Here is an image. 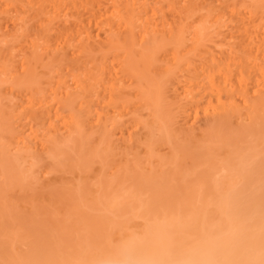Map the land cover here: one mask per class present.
<instances>
[{"label":"bare ground","instance_id":"6f19581e","mask_svg":"<svg viewBox=\"0 0 264 264\" xmlns=\"http://www.w3.org/2000/svg\"><path fill=\"white\" fill-rule=\"evenodd\" d=\"M263 14H264V0H0V46L3 48L6 45L7 47V48H4V50L6 49L4 53H2L3 52L1 50L2 48L0 49V58H1V61H0V170H2V172L1 171L0 172H1L2 178H4L3 179L4 181H1L2 184L4 185L6 184L7 189L8 187H11V186L12 188H14L15 186L14 184H16L15 182L17 181L16 180L17 176H19L18 179H20V177H23V175L21 174V173H24L23 169L25 171L24 176L28 175L29 172L35 174L36 172L40 173L41 171L43 174V176L41 177L42 178L41 180L44 181L45 178H47L44 175H46L49 171H51V169L55 168L54 164H51L50 162L59 163V161L62 160L61 159L62 156H64L62 152L64 148L68 147L69 145H72V142H74V145L77 144V142H79L80 139H82L85 136L84 138H87V140L89 139L88 143L90 142L92 144L90 146L89 151L91 150L92 152H94L93 154L90 151L91 153L89 152L90 153L89 155L91 156V154H93L91 156L92 158H94L96 155L95 159H93L94 163L98 161L96 158L103 159V160L99 159V162H97V165L99 164V168L96 169V173H99L98 174L99 176L104 174L106 176L104 177L105 179L108 180V183L110 182L112 183L109 185L107 183V185L102 187L104 190L102 189L101 196L103 197V194L106 193L104 195L106 197H103V199L106 200V198L108 197L107 200L110 201L112 199L113 201H115L114 203H117L118 201L120 202L119 199L121 198H123L121 200H125V202L126 200L130 202L131 200L129 201V199H132V201L134 202L137 200V204L139 202L138 204L139 207L136 206V211H137V208L141 209L142 207L141 209L142 214L144 211H146V214H148L147 210H149L150 212V209L145 210L146 206H148L151 202L153 203L154 200L156 201L157 199L159 200L161 195L163 196L164 192L161 195L159 194L160 197H158V195L155 194L158 198L153 199L155 197L152 198V193H156L155 190L157 188V187L155 188L154 186L159 181H153L154 183L156 182L155 184H152L153 189L151 185L147 184V187H149L153 191L152 193H150V196L149 194L148 195L145 194L147 193V191L144 192L145 194L144 196H148L149 198L144 197L146 201L144 200L143 201L144 203L142 204V201L140 200L143 197V193L141 194L137 193V189H136L135 192L138 195L135 194V192L133 191L134 188H131L133 190L131 189L126 190V188H124L126 185L122 181L125 179L120 180L122 181L123 184L119 181V179L124 177V176L120 177L122 173L123 175L124 173H127V171L125 172V170L122 169V168H125L123 164L126 163V161H128L127 164H130V161H132L133 163L132 159H134V164L131 163L130 164L131 166V165H135L136 162L139 163L138 161L135 162V160L138 157H139V160L143 158L146 159L148 157L146 160L148 161L149 158L156 157L155 156L156 153H157L156 158H158V156L162 157V156H165V154H169V156H165V157L166 158L170 157L172 161L166 159L165 157H164L165 158V161H164L163 160L164 158L162 157L163 158L162 159L160 157L158 161L161 160V162L159 163L160 164L163 163L165 165L167 164L166 166L168 168H171V166L173 167V165H170V164L172 162L175 163L174 162L175 160L176 163L178 162L177 164L175 163V165L177 166V169L181 170L180 168L183 167L182 168L184 169L182 170L183 173L180 172L179 170H178V173L177 171L176 173H173V171H171L173 170V168L169 169V172H171L173 176L174 174L181 173L182 176L185 175L184 177H187V175L190 174L189 172H191L192 169L195 168L194 164L196 163H197L198 172L202 171L200 170L201 164L204 165L205 163L209 165V168L212 165L211 172L213 171L214 173L212 174L215 177L216 175L218 176L216 177L217 178L216 180L214 179V177H213L214 180L210 179L211 182L213 181L212 183L214 184L210 185L211 184L210 181H209L210 182L209 184L208 180L203 179V182H202L200 179V183L199 181L197 182L200 184L198 185L196 183L197 181L196 180L197 177H196L195 178L196 181L194 180L195 183L193 182V184H189L191 186L193 185L192 186L193 188L188 187V188H191L192 191L188 189L189 192L188 194L186 193L185 196H183L182 195L183 193H181L182 195L181 197L183 198L181 199L183 201L180 199V197H178L180 200L173 198L175 200H179V202L182 201L183 205H190V207L194 209L191 210V208H189L191 211H189L188 214H185L182 219L177 216L178 213L180 212L179 211L178 213H176L177 214L176 216L170 215L171 217L167 219L168 220L167 224L165 223L163 227H161V225L159 224V228L157 229L156 227V230L154 231L155 235H152V236H155L154 240L156 239V242L154 243L153 241H151L152 237L149 238V243L153 246L149 245L148 243L147 244L149 246H147L146 243L144 244L142 243L141 246L142 245H146V246L141 247L140 242H138L140 240H138L139 238H137L138 241L136 242L131 241L132 239L131 240L128 239L130 240L129 242L124 243L123 245L117 248V250L115 251L116 254L114 253L115 255L114 254L112 255V252H113L112 250L108 253L104 250L106 253L102 254V252H99L97 250L89 249L90 254L88 258L91 259L89 263L90 264H264V208L262 209L263 212L261 213L259 211L257 212L255 209V211L254 210L252 211L253 214L250 213L249 215L244 214L245 212L240 210L241 211L240 214L239 212L238 213L235 212V215H236L235 216L234 214L231 215L230 212H228L229 210H227V212H224L223 210H221L222 207L220 208L219 205L217 207L215 206V204H219V202L222 203L220 204V206L223 205V203L224 205H227L228 203L231 204L232 202L234 204L235 200H237L236 203H238V201L240 200L242 202V200L244 199V197H242L243 191H241L240 187L238 188L237 186V184L241 180L238 183H236L235 181V184L228 182L230 184H227L226 186L230 187L231 184L233 185L231 186L232 188L230 187V189H227V187L225 186L227 182L224 179L226 176L224 177V175L227 174V172L231 176V177L229 176L230 178L234 176L232 174H235V176L238 175L234 171L241 169L240 167L243 165V163H244V166L246 163L245 160L242 161L243 159H241L246 154L244 152L245 150L241 152L243 149H246L245 147L240 148L242 149L240 152H239L240 149L238 150L239 153L241 154L245 153V154H243L242 157H240L241 156L240 154L239 155L236 154L237 155L236 157L233 155L234 157H232V159L234 158L233 160H236V159L238 160L234 161L235 162L234 163L233 160L230 159L229 162L231 161L232 162L229 165L228 161H227L228 163L225 162L227 159L222 157L223 159H225V161L224 163L223 161H221L223 159L219 156L220 149L218 150L219 147H216V146H221L220 145L221 140L222 142H224L225 137H226L225 141H228L232 138L230 141L233 140L235 142V139H233L234 137L231 136L234 132H236L234 135L237 136L235 138H237V140L238 139L240 140V141L238 140L239 143H241L242 141L244 142V139H247L245 137L249 136V132L250 134H253L251 132L252 127H250L249 129L250 131L246 132L245 134L247 135L243 138V136H241L240 133H242V131L244 133V130H242V128L243 129L245 128L244 126L240 128L238 126L239 122H240V126H242L241 124L242 122L245 126L247 124L248 127L251 126L253 123L255 124L254 125L255 129L257 126H258L257 128L259 129V127L262 126L261 125L262 122H264V16ZM3 25H5L4 29H3L4 27ZM180 119H182L181 122L184 120L183 123L179 121ZM188 119H190L191 122L188 123L187 125L186 121ZM232 119H236L238 122L237 123L238 125L236 124L235 120H234L235 122L234 124V122H232L233 121ZM257 120H260V121H257ZM185 123L186 125L184 126ZM230 124L232 125L234 124L235 126L233 127L235 128L238 126L237 127L238 131H236L235 128L234 130L233 127H231V130H230L229 128ZM254 131L256 132V130ZM225 133H226V136H225ZM256 133H259V132H256ZM227 134H229V138ZM238 135L240 136V138H238L239 137ZM263 137H264V134H263ZM263 137L261 136L260 138L259 136L260 139L264 140ZM181 138L185 139V142H183L182 145H180L181 143L180 140H182ZM68 140H71L70 141L71 144L70 143L68 144L69 142ZM262 140H260L259 142L257 141L258 143L255 144L254 146L258 145L257 147L260 148L259 146H262V144H264V141ZM186 141H187V144H186ZM233 141L232 143L234 144ZM189 142L195 143V144L193 145ZM93 143H95V145ZM253 143L254 141L251 144ZM116 144L122 145L121 147L123 148V150L122 148H119L120 146L118 147ZM227 144H226V147H227ZM233 144H231L232 147H233ZM237 144L238 143H236V145ZM244 144H247V143H244ZM236 145L234 144L235 147ZM93 146L95 147L93 148ZM115 146H117L119 150ZM183 146L186 148H184ZM69 147L71 149V147H74V146L72 145ZM85 147H88V144H86ZM166 147L168 148V150ZM215 147H216V150H215ZM226 147L225 145L221 146V149L222 148L226 149ZM249 147L250 146H248V148ZM164 148L166 149L162 150ZM183 148L186 150L184 151ZM116 149L119 152L122 150L120 152V155L118 154V156L117 154H115ZM72 150H70V152L73 153ZM79 150L80 149H78L77 151ZM261 150L262 149H259V151L256 150L257 155L254 154V156L255 155L258 156V154H260L259 152H261L262 153L261 157H264L263 155L264 151H261ZM200 151L202 155L200 154ZM83 152H84V148H83ZM178 152L180 153V156ZM188 152H191V153H188ZM80 153H82V150ZM99 153L102 154L103 156H100ZM158 153H160L161 155L160 154L158 155ZM175 153L178 154V155H175L179 157L178 161L177 159L173 158ZM97 154L99 155L97 156ZM139 154H142L143 157L142 155L138 156ZM217 154L220 158H218ZM112 155H116L117 157L116 156L114 157ZM129 155L131 156V158L129 157ZM181 155H184L185 157ZM205 155L208 157V158L206 157L207 160L210 159L209 162L211 165L209 164V162H207V160H206L207 163L201 161L204 159ZM107 156H112L114 158L112 159V157H110L111 158L110 159L109 157L107 158ZM124 156L126 158H124V161L122 160V163L120 162L121 159H119V161L117 160L118 157L122 158ZM67 157L68 155L66 156V153H65L64 158L65 159L70 158V157L68 158ZM128 158L129 160H127ZM156 158L150 159L151 162L153 160H156ZM199 158L200 159L202 158V159L200 160ZM76 160L78 161V159ZM109 160L111 161L109 162ZM112 160H114L115 162ZM143 160H141L142 162L139 163L140 165L137 164L135 168L139 169V166H141V163L143 164ZM150 160L149 162H147V165L143 164L141 166L142 168L140 167L141 170L144 168H147V166H149V169L157 166L158 164L157 160H156L157 161L156 163H154L155 161L151 163ZM187 160L193 163V164L191 163V166L189 165L190 171L184 168V166L188 164ZM88 161L89 160H87V162ZM90 161H92V159ZM90 161L89 163L91 165ZM168 161H171V163L169 162L170 164H168ZM183 161H185L186 163ZM198 161L203 162V163H200L199 165ZM72 162L74 161L72 160ZM181 162L183 164H181ZM25 163L28 164L29 168L22 167V165ZM48 164L51 166L53 165L52 168L48 166V168L50 169V170L48 169L49 171H47ZM83 164H86V165H82L83 168L85 167L88 168L89 164L88 165L87 163H83ZM192 165H194V168L191 169V167H193ZM55 166H58V164H56ZM143 166L145 167L143 168ZM166 166L163 165L162 167L164 168ZM244 166H242V168H244ZM58 167L62 168V166H58ZM58 167L56 168V170L59 169ZM69 167L71 168V166ZM97 167L95 166V168ZM133 167L134 166H131L130 168H133ZM158 167H159V170L162 169V167L160 169V165ZM135 168L131 169L132 171L130 172L138 173L139 170H135ZM25 169H27V171ZM45 169H46V172H45ZM126 169H128V167ZM153 169L154 168H152L151 171ZM201 169L203 168L201 167ZM204 169L202 171V174L204 171H205L204 173H207L206 169L205 170ZM53 170L51 172H55V174H57L56 171H53ZM77 170H78V167H77ZM58 171L59 170H57V172ZM161 171L163 172L164 169H162ZM194 171L195 169L193 170V172ZM239 171H237V173ZM211 172H208L207 174L209 175V177L211 175V178H212L213 175L211 174ZM39 173H36L35 175L37 176L38 174V177H39L40 175ZM220 173L223 176L219 175ZM34 174H32V176ZM66 175H69V173ZM193 175L195 176L196 174H192V173L190 174L191 177ZM208 175L206 176V178L208 177ZM32 176L30 175L28 177L32 178ZM166 176H168L167 173H166ZM222 177L224 178L222 179ZM69 178L67 177L68 180ZM218 178H219V183L220 181L224 180L225 184L223 185L222 184L223 182H221L220 184L217 183ZM21 180L22 178L20 179V181ZM33 180H34V176H33ZM46 180L48 181V179ZM71 180L73 179L71 178ZM97 180L101 181L100 179H97ZM231 180L232 179L228 181H231ZM75 181L77 182V180ZM118 181L122 185H125L123 186V189L120 187L121 184L118 183ZM150 181L147 180L146 182L149 183ZM184 181H182V183ZM175 182L173 184H175ZM204 182L207 186L208 184L212 186V190L216 192L215 194L214 192L212 194V196L213 195L217 196V198L216 196H214L216 199H218L216 200V202H215V198H213L212 196L210 197L209 195L208 197L207 193L210 194L209 192L210 190L206 192L207 196L205 195V191L203 189L204 187L206 188V186L203 185ZM97 183L98 181L96 182V184ZM113 183H116L118 185L120 184V185L118 186L115 184L114 186ZM2 184L0 183V185ZM96 184H94L93 186H95ZM221 184L226 187V188L223 187L222 189L223 193L221 191V188H219V187H222L220 186ZM32 185L33 184H31V186ZM72 185H74V182ZM111 185L114 187L113 190L116 191L115 193L114 191H111L113 193V196H111L112 198L109 197L110 195L108 196V192L105 191V190H108V188L111 189L112 187ZM132 186H134V184L133 185L131 184V187ZM168 186H170L169 182H168L167 188ZM184 186L186 187V185ZM215 186L216 187L219 186V187L216 188ZM67 187H66V190H67ZM78 187L81 188V186H78ZM91 187L92 186H90V188ZM159 187L160 186H158V189ZM163 187H165V184ZM116 188L119 191L122 190V192L117 191ZM207 188L205 190H208ZM8 190L12 191L11 189H8ZM58 190L60 189L58 188ZM74 190L76 192L77 188ZM86 190L88 191V189ZM161 190L162 189H160V191ZM254 190H258V189L254 188ZM156 191H159V190H156ZM160 191L158 193H160ZM220 191L222 193L221 195H220ZM225 191L228 193H226ZM248 191L250 192L251 189ZM53 192H55V190ZM148 192H150V190ZM254 192L255 191H253L252 189V191L249 194H246L245 200L248 201L250 196L252 195L254 198L251 197L250 200L254 201L255 199H257L256 195H254L257 191L255 193ZM77 193H80V192H77ZM43 194L45 193L43 192ZM239 194L240 195L242 194V195L240 196ZM94 196L95 195H93V197ZM97 196L99 197L100 195H97ZM76 197L81 198L80 195ZM102 197H100V199H102ZM168 197L166 196L165 198H168ZM172 197L173 196H171V198ZM95 198L93 199V201L95 200ZM150 198H152L153 201L147 202V199H150ZM53 199L55 198L53 197ZM82 199L83 198H81V200ZM92 199H91V202L93 203ZM184 199L186 201H184ZM105 200H102V201H105ZM163 200H165L164 202H169V200L166 201V199L164 198ZM57 202H55V204H57ZM101 202H99V204H101ZM145 202H147L148 204L146 205ZM2 203L3 202H1V204ZM87 203L88 202H86V204ZM109 203L110 202H108V204ZM112 203L111 205L113 206L114 203L113 204ZM123 203H119L120 206H122ZM151 204L148 207L149 208L151 207V210H152L153 209L152 205L154 204L152 205ZM210 204H212L215 208H209ZM230 204H228L229 205L228 208H230ZM89 205H83V206L86 207ZM124 205L126 204L124 203ZM102 206L101 208H98V207L97 208L102 210ZM129 206L130 205H128V207ZM132 206L134 208L135 205H132ZM161 206L159 205L158 207L162 208ZM90 207L92 206L90 205ZM116 207L117 206H115L114 210L117 209ZM218 207L220 208V210ZM159 208L157 209L160 210ZM170 208L171 207H169V209ZM206 208H209V209H206ZM228 208L226 207V209ZM10 209L11 208L9 206V210ZM66 209L68 211L67 206H66ZM83 209L85 210V208ZM107 209L108 208H106L105 211H109V209L108 210ZM111 209H113V207H111ZM111 209L108 214H111L110 212H112L111 214V217H112V215L114 214V211H112ZM119 209L121 210V208ZM157 209L154 212L155 213L154 215L156 216H153V217L159 218L160 217L159 215L161 214L163 215L161 216V218L165 217L166 219L168 217L166 216V213H164L168 211L167 209H165L166 211L162 210V212L163 211L164 212L161 214L158 212ZM173 210L174 208L171 211ZM55 211L57 212L56 209ZM73 211L74 210H72L71 212ZM153 211H151L149 215L152 216ZM181 211H183L182 208H181ZM204 211L205 213L207 211H209V213L213 212L214 216L211 215V217L213 216V218L210 217V214H208L209 217L207 216L208 217L207 218L205 216ZM56 212H54L53 214H55ZM80 212L81 211H79V213ZM132 212L134 213L135 211H132ZM41 213L43 214V211ZM9 214L11 213L9 212ZM53 214L51 216H53ZM86 214L87 216L90 215L88 213ZM142 214L141 216L139 214L138 215L136 214L137 217L135 216H131V217H135L138 219L139 218L143 219L147 217L148 220L150 219L149 215H146L145 212L143 215ZM180 214L182 215L184 213L180 212ZM46 215H47V212H46ZM70 217L73 218L74 215ZM95 217L96 216H93V218ZM120 217L122 218V216ZM120 217L118 218L121 219ZM12 218H13V215H12ZM23 218L24 217H22L21 219ZM106 218L108 219V217ZM38 219L39 218H37V220ZM123 219L127 220L126 218H123ZM3 220L4 219H2V221ZM15 220L17 221L19 219L15 218ZM43 220L44 219L42 218V221ZM96 220L98 221L99 219H96ZM114 220L116 219L114 218ZM128 220H131V218ZM134 220H135V222L133 221L134 225H136L135 224L136 219ZM8 221L10 222L9 219ZM23 221L21 220L20 226ZM49 222L51 221L49 220ZM88 222H86V224H88ZM119 222H116V223H119ZM122 222L125 223L124 220ZM126 222L127 224L130 223V222L128 223V221ZM159 222H157V225ZM29 223L31 222L29 221ZM100 223L101 222L99 221L98 224ZM5 224H8V223H5ZM61 225H64V224H61ZM52 226H54V224H52ZM81 226L83 227L84 224ZM90 226L91 225L89 224V227ZM9 227H12V226H9ZM45 227L46 226H44V228ZM113 227H109V228H113ZM130 227L128 228L129 230H130ZM33 228L30 227L29 231H31V229ZM78 228H80V226ZM115 228H118V225ZM137 228H138V224H137ZM85 229L87 228L85 227ZM102 229H104V227ZM132 229L134 230L136 228H132ZM11 230L12 232L15 231L13 229ZM150 230L151 228L149 229V231ZM16 231H20V229ZM112 231H114V229ZM38 232H40V230ZM14 233L17 234V232H14ZM14 233L12 234L14 235ZM151 233L149 232V234ZM44 234H45V231H44ZM65 234H67V232ZM111 234L109 233V235ZM122 234L124 233L122 232ZM144 234L146 233L144 232ZM18 235L19 234H17L16 236L18 237ZM24 235L22 234V236ZM100 235H101V232H100ZM25 237L27 236L25 235ZM25 237H22V239H26ZM86 237H85V241H86ZM0 238H5V237H0ZM68 238L69 237H67V239ZM71 238L68 239V242H71V241L73 242L72 240L73 238L72 239ZM22 239L21 240L19 239L21 243H22ZM29 239H32V238L30 237ZM57 239H56V242H57ZM108 239L110 242L111 238H108ZM119 239L121 240L122 238L119 237ZM13 240L11 239L10 241L13 242ZM19 240H15V241H17L18 243ZM34 240L32 241L26 240V243L30 242V245H32L31 242H33ZM117 240H115V243H117L116 242ZM8 241H9V238H8ZM15 241L14 243H16ZM104 241L106 240H103V242ZM145 241H148V240H145ZM158 241L161 242V244ZM87 243H88V239H87ZM120 243H122V241ZM5 244H6V241L4 245L3 243L2 245L4 247L7 246L8 248V245H5ZM57 245H59V242L57 243ZM68 245H70V243H68ZM88 245H90V243ZM108 245L110 244L108 243L107 247ZM12 246L11 248L13 249L14 246L13 247ZM76 247H79V246H76ZM0 248H2V246ZM30 248L32 247L26 248V251L27 249H30ZM91 248L93 247L91 246ZM112 248H113V244H112ZM57 249H59V247H57ZM12 251L14 252V249ZM12 251L10 252L11 254H12ZM3 252H0V253H3ZM85 252L89 253L87 249L85 250ZM85 252L83 254L84 258L86 254ZM17 253L20 254V251L19 252L17 251L16 254ZM38 253H40L39 249H38ZM47 253L49 254V252ZM37 254L35 253L34 255L33 254L32 255L35 256ZM40 254H44V253H40ZM71 255L70 256L66 255V258L67 256L71 257ZM80 255H78V258L80 257ZM16 256L18 257V254ZM17 257L16 259L19 260L18 258L20 257L18 258ZM22 258L23 257H21V259ZM49 259L51 258L49 257ZM76 260L78 259L76 258ZM30 261L31 260H29V262ZM37 261L35 260L33 263L35 262L38 263ZM51 261L49 262L52 263ZM70 261L72 262V259H69V264L71 263ZM46 262L45 263L48 264V261ZM63 262L68 264V261L67 262L63 261ZM11 264L13 263L11 262ZM16 264H19V263H16ZM30 264H32V262ZM53 264L55 263L53 262Z\"/></svg>","mask_w":264,"mask_h":264},{"label":"rangeland","instance_id":"374dc122","mask_svg":"<svg viewBox=\"0 0 264 264\" xmlns=\"http://www.w3.org/2000/svg\"><path fill=\"white\" fill-rule=\"evenodd\" d=\"M263 16H264V14H263ZM5 24V23H4ZM4 27H3V29L5 28V25H3ZM2 29V30H3ZM4 46V45H3ZM2 47L0 46V49H1ZM4 48H7L6 47V45H5V47H3L1 50L3 51L2 53H4V51L6 50H4ZM8 48H10V47H8ZM0 61H1V58H0ZM2 102H3V100H2ZM4 106V105H3ZM181 120L182 119H180L179 121L181 122ZM233 121L232 122H234V120L236 121V124L238 123L237 122V120L236 119H232ZM184 121V120H183ZM183 121L181 122V123H183ZM257 121H260V120H257ZM191 122V120L190 119H188L187 121H186V123H187V125H188V123H190ZM232 122H230V123H232ZM256 122V121H255ZM186 123L184 124V126L186 125ZM229 123V122H228ZM234 124H235V122H234ZM232 125V124H230V130H231V127H233V126H235V125ZM239 124V125H238ZM237 125L240 127V128H242L243 126H244V128L245 129H243L242 128V130H244V133H243V131H242V133L243 134H245L246 132H249L250 130V127H252L251 128V132L253 133V134H250V132H249V136H247V137H245L247 134H245V135H243L242 133H240V135L241 136H243V138L245 137V138H247V139H244V142L242 141V139H241V143H239V141L237 140V138H235V137H237V136H235L234 134L236 133V132H234L231 136H233L234 138L233 139H235V142H234V144L236 145V143H238L237 145H236V147L234 146V144L232 143V141H230V140H228V141H225V139H226V137H225V139H224V142H222V140H221V143H220V145L221 146H224L225 145V147H226V144H227V147H226V149L225 148H222L221 149V146H216V147H219L218 148V150H219V152H220V154H219V156L222 158H225V159H227L226 161H225V159H223V160H221V161H223V163H224V161L225 162H229V160L231 159V160H233L232 159V157H236L237 155H241L240 157H242L243 156V154H245V156L243 157V158H241V159H243L242 161H244L245 160V166H244V163H243V165L242 166H244V168H242V166L240 167L241 169H238V170H236V171H234V172H236V174H238V175H236L235 176V174H232V173H230V174H232V175H234L232 178H230L231 176L229 175V173L227 172V174H225L224 175V177H222V179L224 178L225 179V181L227 182L226 184H225V181L223 180V181H220V183L221 182H223L222 184L224 185L225 184V186L227 185V184H230V183H228V182H231V183H234L235 184V181H236V183H238L240 180V182L237 184V186H238V188L240 187V190L241 191H243V196L242 197H244V202H243V200H242V202H241V200L240 201H238V203H236V201L237 200H235V202H234V204H233V202L230 204V203H228V204H230V208H228L229 207V205L227 204V205H224V203H223V205H221L220 206V204H222V203H220L219 201H217V202H219V204H215V202H216V200H218V199H216L217 198V196L216 195H213L212 196V194H213V192H214V190H212V186H210V185H213L214 183H212L211 182V180L210 179H213V177H214V179L216 180L217 178L216 177H218L217 175H216V177L213 175L214 173H213V171L211 172V170H212V165L210 164V162H209V160H207V156L205 155V157H204V159L203 160H201L200 158V160L201 161H203V162H206V160H207V162H209V164L211 165V169L209 168V165H207V164H205L204 163V165L203 164H201V167L204 169L205 167V169H206V171H207V173L208 172H211V174L213 175L212 176V178H211V175H210V177H209V175L207 174V173H204L203 172V174H202V171H203V169H201V167H200V170H202V171H197V163L196 164H194L195 165V168H194V165H192L193 167H191V169L192 168H194L195 169V171L193 172V170L194 169H192V171L191 172H189L190 174L192 173V174H196L195 176L193 175L192 177L190 176V174L189 175H187V177H184V176H182V174L181 173H179V174H174V176L171 174V172H169V169H172L173 168V170H171V171H173V173H176V171H177V173H178V170L179 169H177V166L175 165V163H176V161L174 160V159H177V161H178V156H175V155H178V154H174V156L175 157H177V158H175L174 156H173V160H174V162L175 163H171V159H170V157L168 158H166L165 156H169V154H165V156H162L163 158L165 157L166 159H168V160H171V161H168V164H170V165H173V167L171 166V168H168L165 164H163L164 166H166V167H162L163 165L162 164H160L159 162H161V160L160 161H158L159 159H160V157L161 156H158V158H156L157 157V153H156V157H153V158H156V160L158 161V164H157V166H155L154 164V166L155 167H157V168H155V167H152V168H154L152 171H151V169H149V166H147V168H144L145 166H143V168L144 169H142L141 170V166L144 164H146L147 165V162H149V160L150 159H153V158H149L148 159V161H146L147 160V155H146V159L145 158H143V159H141V160H143V164L141 163V166H139V169L138 168H135L136 167V165L137 164H139L140 162H142L141 160H139V157L136 159V157H135V162L136 161H138L139 163H135V165H131V166H134L133 168H130L131 166H130V164L132 163V161H130V164H127V162L128 161H126V163H124L123 164V166H125V168H122V169H124L125 170V172L127 171V173H124V175H123V173H122V175L120 176V174H119V176L120 177H122V176H124V177H122L121 179H119V181L120 180H122V179H125V180H122L123 181V183L126 185H122L123 183H122V181H118V183H120L119 185H120V187L123 189V186H125L124 188H126V190L127 189H131V188H134V190L133 189H131V190H133L134 192L136 191V189H137V193H143V199L141 198V200L140 201H142V204L144 203L143 201L145 200V198L144 197H147V198H149L148 196H144L145 194H149V196H150V193H152V191L153 190H151L149 187H147V184H149V185H151V187H152V184H155L153 181H159L158 183H156V185L154 186L155 188H156V190H159L160 191V189H162L161 191H160V193H158L159 191H156L155 190V188H154V190H155V192L156 193H152V198L153 197H155V198H153V199H157L158 197H160V195L164 192H166L165 194H167V195H165L164 193H163V196L161 195V197L159 198V200L157 199V201L156 200H154V201H156V202H154L153 200H152V198H150V199H147V202L149 201V202H151V201H153V203L152 204H154V205H152L151 203V205H152V210H151V207L149 208L148 206L150 205H148V206H146V209L145 210H147V209H150V212L151 211H153V215L151 216V215H149L150 214V212H149V210H147V213L148 214H146V211H144L145 212V214L146 215H149V218L151 219H149L148 220V218L147 217H145V218H135V217H137V215L139 214L140 216H141V214H142V212H141V209H142V207H141V209L140 208H137V211H136V206H138L139 207V202H138V204H137V200L134 202V201H132V199H129V201L130 202H128L127 200H126V202H125V200H121V199H123V198H121V199H119L120 200V202L119 203H125L126 205H124V203L122 204V206H120V204L118 203H114L115 201H113L112 199V201H113V203L115 204V206H117L116 208V210H114V208H115V206H114V204L112 203V201L110 200V201H108L107 200V198H106V200L105 199H103V197H106V196H104L105 194H103V197L101 196L102 195V187L103 186H105V185H107V183H108V180L107 179H105V175L104 174H102L101 176H99L98 174L99 173H96V169H98L99 168V164L97 165V162H99V159H101V158H96L98 161H96V163H94V161H93V159H95V157H96V155H95V157L94 158H92L91 156L94 154V152H92L91 150V152L93 153V154H91V156L89 155L91 152L89 151V149H90V146L92 145L90 142L88 143V140H87V138H82V139H80V141L79 142H77V144H75L74 145V142H72V145L74 146V147H71V149H70V147L69 146H72V145H69L68 147H66V148H68V149H66V148H64V150L62 151L63 152V155L65 156V153H66V156L68 155V157H70L69 159H65L64 158V156H62V160L61 161H59V163L57 162V163H52V162H50L51 164H54V167L55 168H53V169H51V171L53 170V171H56V173L57 174H55V172H51V171H49L50 169L48 168V166H50L51 168H52V166L51 165H47V171H49L48 173H50V174H46L45 172H46V169H45V174L46 175H44V176H46L47 178H45V180L43 181V180H41L42 178V176H43V174H42V172L40 171V173L39 172H36V173H39L40 175H39V177H38V174H37V176L34 174V173H30L29 172V174L28 175H25L24 176V173H25V171H24V169H23V172L24 173H21L22 175H23V177H24V179H23V177H20V179L22 178V180L20 181V179H18L19 178V176H17V181L15 182L16 184H14L15 186H14V188H12V186L11 187H8V189H11L12 191H9L8 189H7V185L5 186L4 184H2V182L1 181H4L3 179L4 178H2V176H1V172H2V170H0L1 172H0V178H1V180H0V183L2 184V185H0V207H1V209H0V217H1V219H0V237H5V238H9V241L12 239H14L13 240V242L12 241H8V238L7 239H5V238H0V247L2 246V248H0V252H3V253H0V264H6V263H8V264H11V262L14 264H16V263H19V264H24V262H25V264H30L31 262H32V264H46L47 262L46 261H48V264H53V262L55 263V264H62V262L63 261H68V264H69V259H72V262L70 263V264H73V262H74V264L76 263V264H82V262H83V264H90L89 262L91 261V259H89L88 258V256H89V254H90V250H97V251H99V252H102V254L104 253H108V252H110L111 250L113 251L112 252V255L115 253V251L117 250V248L119 247V246H121V245H123L124 243H127V242H129L131 239V241H138V240H140V241H138V242H140V246H141V244L143 243H148L149 245H151L150 243H149V238L150 237H152L151 238V241H153L154 243L156 242V239L154 240V238H155V236H152V235H155V233H154V231L156 230V227H157V229L159 228V224L161 225V227H163L164 226V224L166 223L167 224V219L169 218V217H171L170 215H173V216H176L177 214L176 213H178L179 211L181 212V213H184V214H180V212L178 213V217L179 218H183V216L185 215V214H188L189 213V211H191L192 209H194V208H192V207H190V205H183V198L181 197L182 195L183 196H185L186 195V193L188 194V189L189 190H191V188H188V187H192L191 185H189V184H193V182L195 183V181H196V183L199 181V183H200V179H201V181L203 182V179H206V180H208V182L210 181L211 182V184H210V182H209V184H208V186L205 184V182H207V181H205L204 182V184L203 185H205L206 186V188L207 187H209V188H207L208 190H205L206 188L204 187V191H205V195H206V192H208L209 190V192H210V194L209 193H207V195H208V197H209V195H210V197L212 196L213 198H215L214 196H216V198H215V202H214V204H215V206L217 207L218 205H219V207L221 208V210H223L224 212H227V210H229L228 212H230V214L231 215H235V212H239V214H240V212L241 211H243V212H245L244 214H247V215H249L250 213H252V211L254 210L255 211V209H256V211L258 212H263L262 211V209L264 208V157H261V155H262V153L261 152H259L260 154H258V156H256L257 154V152H256V150L257 151H259V149H262L261 151H264L263 150V145L264 144H262V146H259L260 148H258L257 146L258 145H256V146H254L255 144H257L260 140H262V139H260L261 138V136L263 137V134H264V128H263V126H264V122H262V126L261 127H259V129L256 127V129L254 128V125L255 124H253L252 123V125L251 126H247V124H246V126H247V128H246V126L241 122V124H242V126H240V122L238 123ZM257 124V123H256ZM232 125V126H231ZM236 125V126H237ZM250 125V124H249ZM260 125V124H259ZM237 126V127H238ZM235 128V127H233V129L235 128L236 129V131H238V128ZM233 129H232V131H233ZM234 129V130H235ZM256 130V132H259V133H256L254 130ZM258 129V130H257ZM263 129V130H262ZM227 130H229V129H227ZM226 130V131H227ZM254 132H253V131ZM261 131V132H260ZM262 132H263V134H262ZM228 133V132H227ZM256 133V134H255ZM229 134H227L228 135V138H229ZM255 134V135H254ZM259 134V135H258ZM116 135H117V133H116ZM253 135V136H252ZM225 136H226V133H225ZM239 136V135H238ZM258 137L259 138V136H260V138H259V140H258V138H256V137ZM74 137V136H73ZM78 137V136H77ZM116 137V136H115ZM223 137H224V135H223ZM254 137V138H253ZM72 138V137H71ZM238 138H240V136L238 137ZM251 138V139H250ZM70 139V138H69ZM74 139H76V138H74ZM182 139V138H181ZM256 139V140H255ZM263 139H264V137H263ZM73 140V139H72ZM184 140V141H183ZM246 140V141H245ZM6 141V140H5ZM69 142H68V144L70 143L71 144V140H68ZM83 141H85V142H83ZM181 141V143H180V145H182L183 144V142H185V139H182V140H180ZM236 141H238V142H236ZM250 141V142H249ZM254 141V143L253 144H251L252 142ZM258 141V142H257ZM262 141H264V140H262ZM80 142H82V143H80ZM179 142V141H178ZM226 142V143H225ZM249 142V143H248ZM80 143V144H79ZM177 143V142H176ZM175 143V144H176ZM189 143H191V142H189ZM244 143H247V144H244ZM79 144V145H78ZM82 144V145H81ZM86 144H88V147H85L86 146ZM94 145H95V143H93ZM186 144H187V141H186ZM191 144H195V143H191ZM224 144V145H223ZM230 144V145H229ZM231 144H233V147H232V145ZM243 144V145H242ZM81 145V146H80ZM85 145V146H84ZM117 145V144H116ZM178 145V144H177ZM176 145V146H177ZM204 145H206V144H204ZM242 145V146H241ZM245 145V146H244ZM119 148H122L121 146L122 145H117ZM117 146H115V147H117ZM187 146V145H186ZM197 146V145H196ZM195 146V147H196ZM230 146V147H229ZM248 146H250L249 148H248ZM252 146V147H251ZM95 146H93V148H94ZM114 147V148H115ZM118 147H117V149H118ZM184 147V146H183ZM216 147H215V150H216ZM242 147H245L246 149H240V148H242ZM257 147V148H256ZM262 147V148H261ZM72 148H73V150H72ZM75 148V149H74ZM83 148H84V152H83ZM114 148H113V150H114ZM167 148V147H166ZM166 148H164V149H162V150H165ZM177 148V147H176ZM175 148V149H176ZM180 148V147H179ZM184 148H186V147H184ZM183 148V149H184ZM190 148V147H189ZM192 148V147H191ZM194 148V147H193ZM197 148H199V147H197ZM229 148H231V149H229ZM256 148V149H255ZM66 149V150H65ZM78 149H80L79 151L81 152V150H82V153H80L79 151H77ZM92 149V148H91ZM96 149V148H95ZM115 150V154H117V156H118V154L120 155V152L123 150V148H122V150L119 152L118 150ZM240 149V150H239ZM254 149V150H253ZM69 150V151H68ZM70 150H72L73 151V153L72 152H70ZM162 150H161V152H162ZM167 150H168V148H167ZM166 150V151H167ZM177 150H179V149H177ZM180 150H182V149H180ZM186 149H184V151H185ZM198 150V149H197ZM196 150V151H197ZM222 150V151H221ZM226 150V151H225ZM232 150V151H231ZM238 150H239V152L241 151V152H243L244 150V152L245 153H239L238 152ZM116 151H117V153H116ZM193 151H195V150H193ZM209 151V150H208ZM224 151V152H223ZM234 151V152H233ZM236 151V152H235ZM90 152V153H89ZM160 152V153H161ZM164 152V151H163ZM180 152V151H179ZM178 152V153H179ZM232 152H233V154H232ZM255 152V153H254ZM67 153H69V154H67ZM102 153V152H101ZM111 153V152H110ZM146 153V152H145ZM160 153H158V155L160 154ZM184 153V152H183ZM188 153H191V152H188ZM194 153V152H193ZM193 153H192V155H193ZM250 153V154H249ZM84 154V155H83ZM96 154V153H95ZM100 154V153H99ZM99 154H97V156L99 155ZM113 154H114V152H113ZM142 154H143V152H142ZM142 154H139L138 156H140V155H142ZM182 154V153H181ZM187 154V153H186ZM198 154V153H197ZM200 154H201V151H200ZM199 154V155H200ZM218 154H217V156H218ZM222 154H223V156H222ZM237 154V155H236ZM254 154H256L255 156H254ZM69 155H71V156H69ZM74 155H75V157H74ZM80 157H79V156ZM85 156V157H83V156ZM87 155H88V157H87ZM109 155V154H108ZM111 155V154H110ZM131 155V154H130ZM129 155V157L131 158V156ZM133 155V154H132ZM161 155V154H160ZM164 155V154H163ZM185 155V154H184ZM184 155H181V156H184ZM188 155V154H187ZM191 155V156H192ZM202 155V154H201ZM204 155V154H203ZM234 155V156H233ZM263 155H264V152H263ZM100 156H103L102 154H100ZM112 156H116V155H112ZM112 156H107V158L109 157H112ZM116 156V157H117ZM128 156V155H127ZM172 156V155H171ZM179 156H180V153H179ZM218 156V158H220ZM67 157V158H68ZM76 157H78V158H76ZM83 157V158H82ZM114 157H112V159L114 158ZM142 157H143V155H142ZM141 157V158H142ZM161 157V158H162ZM185 157V156H184ZM187 157H189V156H187ZM207 157V158H206ZM229 157V158H228ZM239 157V158H240ZM73 158V159H72ZM88 158V159H87ZM103 158V157H102ZM124 158H126L125 156L124 157H118L117 158V160L119 161V159H121V163H122V160L124 161ZM133 158H134V156H133ZM162 158V159H163ZM165 158L163 159L164 161H165ZM182 158V157H181ZM195 158H196V156H195ZM194 158V159H195ZM238 158V157H237ZM249 158V159H248ZM253 158V159H252ZM76 159H78V161L80 162H78ZM79 159H81V160H79ZM85 160V161H83V160ZM92 159V161H90ZM111 159V158H110ZM190 159V158H189ZM194 159H192V160H194ZM256 159V160H255ZM261 159V160H260ZM263 159V160H262ZM69 160V161H68ZM72 160L74 161V162H72ZM75 160H76V162H75ZM87 160H89L90 162H91V165H90V163H89V161L87 162ZM101 160H103V159H101ZM100 160V161H101ZM116 160V161H117ZM127 160H129V158L127 159ZM133 160V163L132 164H134V159H132ZM156 160H153L152 162H151V160H150V162L151 163H153L154 161V163H156L157 161ZM191 160V159H190ZM196 160H198V159H196ZM236 160H238V159H236ZM236 160H233V162L234 161H236ZM240 160V159H239ZM260 160V161H259ZM63 161V162H62ZM111 160H109V162H110ZM112 161H114V160H112ZM186 161V160H185ZM185 161H183V162H185ZM67 162V163H66ZM70 162V163H69ZM78 162V163H77ZM87 163V165H88V168H86L85 166V168H83V166L82 165H86V164H83V163ZM92 162H93V164H95V165H93L92 164ZM115 162V161H114ZM170 162V163H169ZM190 162V163H189ZM197 162V161H196ZM199 163V165H200V163H203V162H200V161H198ZM206 162V163H207ZM227 162V163H228ZM232 162V161H231ZM231 162H229L228 164L230 165V163ZM63 163V164H62ZM68 163H69V165H68ZM82 163V164H81ZM120 163V164H121ZM150 163V164H151ZM167 163V162H166ZM178 163V162H177ZM176 163V164H177ZM186 163V162H185ZM187 167L190 165L191 166V161H188L187 160ZM235 163V162H234ZM251 163V164H250ZM253 163V164H252ZM56 164H58V166H62V168L61 167H58V166H55ZM118 164V163H117ZM128 166H127V165ZM181 164H183L182 162H181ZM193 164V163H192ZM227 164V165H228ZM233 164V163H232ZM23 165H25V166H23ZM22 165V167L24 168V167H26V168H29L28 167V164H23ZM66 165V166H65ZM68 165V166H67ZM78 165V166H77ZM140 165V164H139ZM160 165V169H161V167H162V169H164V171L162 172L161 170H159V166ZM198 165V166H199ZM69 166H71V168L69 167ZM73 166V167H72ZM80 166V167H79ZM82 166V167H81ZM95 166L97 167V168H95ZM169 166V165H168ZM186 166H184V168L187 170H189L190 171V166L187 168ZM259 167V168H257V167ZM59 168V169H57V170H59L58 172H57V170H56V168ZM67 167H69V168H67ZM77 167H78V170H77ZM90 167V168H89ZM92 167V168H91ZM128 167V169H129V171H128V169H126ZM138 167V166H137ZM141 167V168H140ZM150 167H151V165H150ZM170 167V166H169ZM180 167V166H179ZM182 167V166H181ZM229 167V166H228ZM239 167V166H238ZM247 167V168H246ZM65 168V169H64ZM72 168H73V170H72ZM83 168V169H82ZM94 168V169H93ZM135 168V170H139V172L138 173H135V172H130V171H132L131 169H134ZM168 168V169H167ZM183 168V167H182ZM182 168H180L181 170H179L180 172H182V170H184V169H182ZM255 168V169H254ZM49 169V170H48ZM67 169H69V170H67ZM87 169V170H86ZM204 169V170H205ZM243 169V170H242ZM251 169V170H250ZM26 171H27V169H25ZM72 170V171H71ZM94 170V171H93ZM155 170V171H154ZM185 170V171H186ZM240 170V171H239ZM254 170V171H253ZM258 170V171H257ZM262 170V171H261ZM29 171V170H28ZM62 171V172H61ZM65 171H66V173H65ZM89 171V172H88ZM92 171V172H91ZM98 171V170H97ZM146 173H145V172ZM158 171H159V173H158ZM197 171V172H196ZM230 171V170H229ZM237 171H239L238 173H237ZM64 172V173H63ZM71 172V173H70ZM124 172V171H123ZM128 172H130V173H128ZM148 172V173H147ZM167 173V175L168 176H166V173ZM188 172V171H187ZM187 172H186V174H187ZM196 172V173H195ZM248 172V173H247ZM257 172V173H256ZM69 173V175H66V174H68ZM85 173H86V175H85ZM95 175H94V174ZM171 175H170V174ZM183 173V172H182ZM197 173H198V175H197ZM200 173V174H199ZM243 173H245V174H243ZM32 174H34L33 176H34V180H33V176H32ZM52 174V175H51ZM84 174V175H83ZM88 174H90V175H88ZM140 174H141V176H140ZM204 174H205V176H204ZM242 174V175H241ZM249 174V175H248ZM32 176V178L31 177H28V176ZM65 175V176H64ZM75 175V176H74ZM80 175V176H79ZM94 175V176H93ZM107 175V174H106ZM127 175H128V177H127ZM136 175V176H135ZM154 175V176H153ZM160 177H159V176ZM203 175V176H202ZM208 175V177L206 178V176ZM219 175H222L221 173L219 174ZM27 176V177H26ZM50 176V177H49ZM55 176H57V177H55ZM74 176V177H73ZM78 176V177H77ZM90 176V177H89ZM96 176V177H95ZM105 176V177H104ZM188 176H190V177H188ZM201 176V177H200ZM223 176V175H222ZM230 176V177H229ZM242 176H243V178H242ZM55 179H54V178ZM64 177V178H63ZM66 177V178H65ZM67 177L69 178V177H71L73 180H71V178H69V180L67 179ZM101 177V178H100ZM103 177V178H102ZM135 177V178H134ZM173 177V178H172ZM197 177V179L195 180V178ZM234 177H235V179H234ZM238 178V180H237V178ZM262 177V178H261ZM35 178H36V180H35ZM52 178V179H51ZM107 178H109V177H107ZM142 178H144V179H142ZM150 178V179H149ZM156 180H155V179ZM169 178V179H168ZM182 178V179H181ZM185 179V181H184V179ZM209 178V179H208ZM26 179H28V180H26ZM43 179H44V177H43ZM46 179H48V181L46 180ZM63 179V180H62ZM82 179V180H81ZM87 179V180H86ZM97 179H100L101 181H99V180H97ZM104 181H103V180ZM153 179V180H152ZM164 179V180H163ZM171 179H172V181H171ZM191 179V180H190ZM213 179V180H214ZM230 179H232L231 181H228V180H230ZM256 179V180H255ZM25 180V181H24ZM32 180H33V182H32ZM75 180H77V182L75 181ZM89 180V181H88ZM95 180H97L98 181V183L96 184V182L97 181H95ZM110 180V179H109ZM134 180V181H133ZM136 180H137V182H136ZM144 180V181H143ZM147 180H151L149 183L148 182H146ZM166 180H167V182H166ZM180 180V181H179ZM195 180V181H194ZM220 180H221V178H220ZM24 181V182H23ZM29 181H31V182H29ZM43 181V182H42ZM71 181V182H70ZM79 181H81V182H79ZM126 183H125V182ZM161 181V182H160ZM176 181V182H175ZM182 181H184L183 183H182ZM189 181V182H188ZM191 181V182H190ZM18 182V183H17ZM73 182H74V185H72L73 184ZM88 182V183H87ZM95 182V183H94ZM100 182V183H99ZM105 184H104V183ZM127 182H129V183H127ZM152 182V183H151ZM168 182H169V185L170 186H168V188H170V189H168L167 188V185H168ZM175 182V184H173ZM187 182V183H186ZM30 183V184H29ZM42 183H43V185H42ZM77 183V184H76ZM96 184L95 186H93L94 184ZM136 183V184H135ZM141 183V184H140ZM172 184V186H171V184ZM199 183H197L198 185H200ZM217 183H219V178H218V182ZM219 183V184H220ZM241 183V184H240ZM246 183V184H245ZM249 183V184H248ZM31 184H33L32 186H31ZM71 184V185H70ZM82 184V185H81ZM99 184V185H98ZM109 184H112L111 182L110 183H108V185ZM115 184L116 183H113V185L115 186ZM129 184V185H128ZM131 184L133 185L134 184V186H132L131 187ZM164 184H165V187H166V189H165V187H163L164 186ZM215 184H216V182H215ZM219 184H217V185H219ZM220 185V186H222V187H219V186H215L216 188H221V191H222V189H223V187L224 188H226L227 187V189H230V187L233 185V184H231L230 185V187H228V186H223V185ZM37 185H39V186H37ZM45 185V186H44ZM67 185H68V187L70 188H68L67 187ZM88 185V186H87ZM102 185V186H101ZM116 185H118V184H116ZM118 185V186H119ZM137 185V186H136ZM184 185H186V187L184 186ZM196 185V184H195ZM247 185V186H246ZM32 188H31V187ZM47 186V187H46ZM63 186V187H62ZM74 186H75V188H74ZM78 186H81V188L80 187H78ZM90 186H92L91 188H90ZM112 186V185H111ZM118 186H117V188H118ZM140 186V187H139ZM142 186V187H141ZM144 186V187H143ZM145 186H146V188H145ZM158 186H160L159 187V189H158ZM6 187V188H5ZM40 187V188H39ZM43 187V188H42ZM45 187V188H44ZM66 187H67V190H66ZM83 187V188H82ZM84 187H86V188H84ZM99 187H101V188H98ZM110 187V186H109ZM113 187V186H112ZM111 187V189L110 188H108V190L110 191H108V190H105V191H107L108 192V196L109 197H111V196H113V193L111 192V191H114L113 189H114V187L112 188ZM119 187V188H120ZM136 187V188H135ZM138 187V188H137ZM185 187V188H184ZM236 187V186H235ZM243 187V188H242ZM249 187V188H248ZM17 188V189H16ZM58 188L60 189V190H58ZM77 188V190H76V192H75V190L74 189H76ZM95 188H96V190H95ZM116 188V189H117ZM120 188V189H121ZM145 188V189H144ZM193 188V187H192ZM203 188V187H202ZM214 188V187H213ZM232 188V187H231ZM254 188L255 189H258V190H254ZM4 189V190H3ZM52 189V190H51ZM57 189V190H56ZM82 189V190H81ZM86 189H88V191L86 190ZM98 189V190H97ZM106 189V188H105ZM152 189H153V187H152ZM163 189H164V191H163ZM178 189V190H177ZM237 189V188H236ZM251 189V191H252V189H253V191H257L254 195H256V198L257 199H255L254 201L253 200H250V198L251 197H253V195L252 196H250V198H249V200L247 201V200H245L246 198V194H249L250 192L248 191V190H250ZM261 189V190H260ZM7 190V191H6ZM38 190V191H37ZM51 190V191H50ZM55 190V192H53ZM85 190V191H84ZM104 190V189H103ZM125 190V191H126ZM139 190V191H138ZM150 190V192H148ZM167 190V191H166ZM182 190H184V191H182ZM217 190V189H216ZM239 190V191H240ZM259 190H260V192H259ZM34 191V192H33ZM49 191V192H48ZM62 191V192H61ZM84 191V192H83ZM117 191H119L118 189H117ZM130 191V190H129ZM132 191V192H133ZM141 191V192H140ZM147 191V193H145L144 194V192H146ZM174 191V192H173ZM187 191V192H186ZM192 191V190H191ZM221 191H220V195L223 193V191H222V193H221ZM227 191V190H226ZM225 191V192H226ZM229 191V190H228ZM238 191V190H237ZM32 192V193H31ZM43 192L45 193V194H43ZM63 192H64V194H63ZM73 192V193H72ZM77 192H80V193H77ZM87 192V193H86ZM101 192V193H100ZM116 191H114V193H115ZM119 192H122V190H120ZM128 192V191H127ZM173 192V193H172ZM218 192H219V190H218ZM217 192V193H218ZM224 192V193H225ZM248 192V193H247ZM9 193H10V195H9ZM36 193V194H35ZM51 193H53V194H51ZM77 193V194H76ZM89 193H91V194H89ZM96 193V194H95ZM98 193V194H97ZM109 193H111V194H109ZM136 192H135V194H137ZM181 193H183L182 195H181ZM193 193V192H192ZM216 192H214V194H215ZM226 193H228V192H226ZM240 193V192H239ZM253 193V192H252ZM258 193H260V194H258ZM33 194H34V196H33ZM61 194V195H60ZM84 194H85V196H84ZM88 194V195H87ZM95 195L94 197H93V195ZM158 195V197L156 196V195ZM160 194V195H159ZM172 194V195H171ZM178 196H177V195ZM32 195V196H31ZM38 195V196H37ZM43 195V196H42ZM51 195H53V196H51ZM63 195H64V197H63ZM74 195V196H73ZM78 195H80V197L81 198H83L82 200H81V198H79V197H76V196H78ZM97 195H100L99 197L97 196ZM138 195V194H137ZM173 196L172 198H171V196ZM206 195V196H207ZM217 195H219V194H217ZM240 195V194H239ZM238 195V196H239ZM242 195V194H241ZM240 195V196H241ZM14 196V197H13ZM62 198H61V197ZM141 196V195H140ZM168 197V198H165V197ZM189 196H191V195H189ZM188 196V197H189ZM248 196V197H249ZM12 197V198H11ZM23 197V198H22ZM26 197V198H25ZM51 197V198H50ZM53 197L56 199H53ZM76 197V198H75ZM87 197V198H86ZM92 197H93V199L95 198V200L93 201V199H92ZM100 197H102V199H100ZM139 197V196H138ZM178 197H180V199L182 200L181 202H179V198ZM248 197H247V199H248ZM8 198V199H7ZM19 198V199H18ZM38 200H37V199ZM48 198V199H47ZM58 198V199H57ZM69 198V199H68ZM92 199V201H93V203L91 202V199ZM112 198V197H111ZM114 198V197H113ZM163 198L164 199H166V201H168L169 200V202H164L165 200H163ZM173 198H175V199H179V200H175V199H173ZM212 198V199H213ZM254 198V197H253ZM5 199V200H4ZM13 199V200H12ZM23 199V200H22ZM33 199V200H32ZM41 199V200H40ZM50 199V200H49ZM77 199V200H76ZM98 201H97V200ZM173 199V200H172ZM185 199H187V198H185ZM184 199V201H186ZM53 201V203H52V201ZM72 200V201H71ZM75 200V201H74ZM81 202H80V201ZM102 200H105V201H102ZM171 200V201H170ZM214 200V199H213ZM6 201H7V203H6ZM30 201V202H29ZM58 201V202H57ZM64 201V202H63ZM102 201V202H101ZM110 202L109 204H108V202ZM121 201H123V202H121ZM146 201V200H145ZM174 203H173V202ZM179 203H178V202ZM252 201V202H251ZM1 202H3L2 204H1ZM20 202V203H19ZM55 202H57V204H55ZM61 202V203H60ZM65 203V204H63V203ZM67 202V203H66ZM73 202H75V203H73ZM79 202V203H78ZM84 202V203H83ZM86 202H88L92 207H90V205L87 203L86 204ZM91 202V203H90ZM95 202V203H94ZM99 202H101V204H99ZM106 202V203H105ZM147 202H145L146 203V205L148 204ZM162 202H164V203H162ZM175 202H176V204H175ZM211 202H213V201H211ZM240 202V203H239ZM9 203V204H8ZM33 203H34V205H33ZM40 203V204H39ZM45 203H46V205H47V207H46V205H45ZM59 203V204H58ZM111 203L113 204V206L111 205ZM156 203V204H155ZM171 203V204H170ZM190 203V202H189ZM236 203V204H235ZM246 203V204H245ZM251 203V204H250ZM7 204H8V206H7ZM11 204V205H10ZM27 206H26V205ZM54 204V205H53ZM94 204V205H93ZM102 204H103V206H102ZM107 206H105V205ZM117 204V205H116ZM161 204H162V206H161ZM187 204H188V202H187ZM242 204V205H241ZM250 204V205H249ZM5 205V206H4ZM13 205V206H12ZM41 205V206H40ZM50 205V206H49ZM56 205V206H55ZM74 205V206H73ZM83 205H89V206H83ZM99 205H100V207H99ZM119 205V206H118ZM128 205H130L129 207H128ZM132 205H135L134 206V208H133V206ZM141 205V204H140ZM160 205L162 208H159L158 206ZM164 205H165V207H164ZM172 205V206H171ZM176 205V206H175ZM178 205V206H177ZM183 205V206H182ZM211 205L212 204H210V207L209 208H215L213 205H212V207H211ZM234 205V206H233ZM249 205V206H248ZM2 206H4V207H2ZM9 206H10V210H9ZM39 208H38V207ZM59 206V207H58ZM66 206H67V208H68V211H67V209H66ZM76 206V207H75ZM78 206V207H77ZM79 206H80V208H79ZM83 206V207H82ZM101 206H102V210L101 209H98V208H101ZM110 206V207H109ZM125 206V207H124ZM154 206V207H153ZM171 207L170 209H169V207ZM228 208V209H226V207ZM232 206V207H231ZM246 206V207H245ZM8 209H6V208ZM32 207V208H31ZM51 207V208H50ZM89 207V208H88ZM98 207V208H97ZM111 207H113V209H111ZM122 207H123V209H122ZM148 207V208H147ZM174 208V210L173 211H171L173 208ZM176 207H177V209H176ZM178 207H179V209H178ZM218 207V208H219ZM234 207V208H233ZM248 207V208H247ZM251 207V208H250ZM262 207V208H261ZM2 208H3V210H2ZM33 208H35V209H33ZM72 208V209H71ZM77 210H76V209ZM83 208H85V210L83 209ZM103 208H108L109 209V211H110V209L112 210V211H114V214H116L117 215V217H116V215H112V217H111V214H112V212H110L111 214H108L109 213V211H105V209H103ZM119 208H121V210L119 209ZM144 208V207H143ZM157 208H159L160 210H158ZM181 208H182V210L183 211H181ZM187 210V209H189V208H191V210L189 209V210H185V209ZM209 208H206V209H209ZM220 208H219V210H220ZM237 208V209H236ZM246 208V209H245ZM259 208V209H258ZM261 208V209H260ZM37 209V210H36ZM47 209V210H46ZM55 209L57 210V212L55 211ZM83 209V210H82ZM90 209V210H89ZM107 209V210H108ZM130 209V210H129ZM132 209V210H131ZM135 209V210H134ZM156 209L158 210V212L161 214V213H163L164 211H166L165 209H167L168 211L167 212H164V213H166V216H168L166 219H165V217L164 218H161V216H163L162 214L161 215H159V213H158V215L160 216L159 218H155V217H153V216H156V215H154L155 213V211H156ZM206 209H205V211H206ZM239 209V210H238ZM6 210V211H5ZM13 210V211H12ZM31 212H30V211ZM40 210H41V212L43 211V214L40 212ZM44 210H46V211H44ZM70 210V211H69ZM72 210H74L73 212H71ZM95 210V211H94ZM100 210H101V212H100ZM105 212H104V211ZM138 210H140V211H138ZM162 210H164L163 212H162ZM170 210V211H169ZM176 210V211H175ZM178 210V211H177ZM231 210V211H230ZM241 210V211H240ZM249 210V211H248ZM4 211V212H3ZM67 211V212H66ZM79 211H81L80 213H79ZM91 211V212H90ZM99 211V212H98ZM124 211V212H123ZM132 211H135L134 213L132 212ZM184 211H186V212H184ZM205 211H204V213H205ZM233 211H234V213H233ZM7 212V213H6ZM9 212L11 213V214H9ZM45 212V213H44ZM46 212H47V215H46ZM54 212H56L55 214H53ZM98 214H97V213ZM118 212V213H117ZM121 212V213H120ZM133 213V215H132V213ZM137 212V213H136ZM140 212H141V214H140ZM144 212H143V214H144ZM173 212V213H172ZM200 212V211H199ZM203 212V211H202ZM242 212V213H243ZM247 212V213H246ZM6 213V214H5ZM34 213V214H33ZM38 213V214H37ZM53 214V216H51L52 214ZM59 213V214H58ZM76 213V214H75ZM86 213H88V214H90V215H88L87 216V214ZM95 215H94V214ZM100 213V214H99ZM103 213H105V214H103ZM126 213H127V215H126ZM130 213V214H129ZM203 213V214H204ZM212 213V214H211ZM37 214V215H36ZM79 214V215H78ZM85 214V215H84ZM121 214V215H120ZM124 214V215H123ZM137 214V215H136ZM142 214V215H143ZM208 214H210V217H211V215H213L214 216V214H213V212H210L209 213V211H207L206 213H205V216L207 217L208 216ZM253 214V213H252ZM7 217H6V216ZM11 215V216H10ZM12 215H13V218H12ZM44 217H43V216ZM46 215V216H45ZM57 215H58V217H57ZM74 215V217L72 218V217H70V216H73ZM96 216L95 218H93V216ZM102 215V216H101ZM107 215V216H106ZM118 215H120V216H122V218L120 217V216H118ZM145 215V216H146ZM34 216V217H33ZM36 216V217H35ZM84 216V217H83ZM89 216H90V218H89ZM92 216V217H91ZM105 216V217H104ZM131 216H135V217H131ZM213 216L211 217V218H213ZM236 216V215H235ZM18 217V218H17ZM22 217H24L23 219H21ZM33 217V218H32ZM50 217V218H49ZM54 217V218H53ZM77 217V218H76ZM81 217V218H80ZM106 217H108V219L106 218ZM118 217H120L121 219H119ZM131 218V220H128V219H130ZM143 217V216H142ZM209 217V216H208ZM207 217V218H208ZM12 218V219H11ZM15 218L16 219H19V220H15ZM27 218V219H26ZM37 218H39L38 220H37ZM42 218L44 219L43 221H42ZM46 218V219H45ZM76 218V219H75ZM86 218V219H85ZM88 218V219H87ZM114 218L116 219V220H114ZM118 218V219H117ZM123 218H126L127 220H125V219H123ZM147 218V219H146ZM2 219H4L3 221H4V223H3V221H2ZM8 219L10 220V222L8 221ZM26 219V220H25ZM37 221H36V220ZM52 219V220H51ZM62 219V220H61ZM68 221H67V220ZM96 219H99L98 221L96 220ZM104 219V220H103ZM113 221H112V220ZM124 220V222L127 224V222L126 221H128V223L129 224H125V223H123L122 221ZM134 219H136V225H134V222H135V220ZM157 219V220H156ZM21 220L23 221H26V222H24V224H23V222L21 223V226H20V222H21ZM48 220V221H47ZM49 220L51 221V222H49ZM75 220V221H74ZM79 220V221H78ZM105 220H107V221H105ZM112 221V222H110V221ZM118 220V221H117ZM119 220H120V222H122V223H120L119 222ZM138 220V221H137ZM140 220V221H139ZM153 220V221H152ZM14 221V222H13ZM29 221L31 222V223H29ZM36 221V222H35ZM89 221V222H88ZM91 221V222H90ZM94 221V222H93ZM99 221L101 222L100 224H98L99 223ZM103 221V222H102ZM134 221V222H133ZM147 221V222H146ZM152 221V222H151ZM155 221V222H154ZM160 221V222H159ZM162 221V222H161ZM11 222H12V224H11ZM17 222V223H16ZM45 222V223H44ZM64 222V223H63ZM75 222V223H74ZM83 222V223H82ZM86 222H88V224H86ZM110 222V223H109ZM114 222H115V224H114ZM116 222H119V223H116ZM148 222H149V224H148ZM157 222H159L158 223V225H157ZM5 223H8V224H5ZM27 225H26V224ZM54 224V226H52V224ZM72 223V224H71ZM95 223V224H94ZM104 223H105V225H104ZM153 223V224H152ZM10 224V225H9ZM19 224V225H18ZM43 224H45V225H43ZM48 224V225H47ZM58 224H60V225H58ZM61 224H64V225H61ZM76 224V225H75ZM77 224H78V226H77ZM84 224V226L87 228V229H85V227L83 226H81V225H83ZM89 224L92 226H90L89 227ZM119 224H120V226H119ZM124 224V225H123ZM137 224H138V228H137ZM145 225V226H143V225ZM163 224V225H162ZM8 225V226H7ZM31 225V226H30ZM56 225V226H55ZM70 225V226H69ZM94 225V226H93ZM111 225V226H110ZM115 225V226H114ZM117 225H118V228H115V227H117ZM141 225V226H140ZM7 228H6V227ZM9 226H12V227H9ZM31 228H33L34 226V228L33 229H31V231H29L30 230V227ZM37 226V227H36ZM42 226V227H41ZM44 226H46L45 228H44ZM49 226V227H48ZM51 226V227H50ZM65 226H67V227H65ZM75 226H77V227H75ZM80 226V228H78ZM97 226V227H96ZM114 226V227H113ZM128 229L130 226L132 227V228H136V229H132L131 227H130V230L128 229H126L125 227ZM136 226V227H135ZM147 226V227H146ZM149 226V227H148ZM71 227V228H70ZM75 227V228H74ZM104 227V229H102ZM109 227H113V228H109ZM124 227V228H123ZM160 227V228H161ZM5 228V229H4ZM13 229V230H15V231H13L12 232V230L11 229ZM20 229V231H22V232H20V231H16V230H18V229ZM38 228H39V230H40V232H38L39 230H38ZM69 228V229H68ZM78 228V229H77ZM94 228V229H93ZM97 228H99V229H97ZM123 228V229H122ZM140 228V229H139ZM142 228V229H141ZM148 230V232H147V230ZM151 228V230L149 231V229ZM7 229H8V231H10V232H8L7 231ZM35 229V230H34ZM49 229V230H48ZM51 229H52V231H51ZM105 229H107V230H105ZM114 229V231H112ZM115 229H117V230H115ZM139 229V230H138ZM43 230V231H42ZM69 230V231H68ZM86 230V231H85ZM102 230V231H101ZM103 230H105V231H103ZM109 230H111V231H109ZM122 230V231H121ZM127 230V231H126ZM4 231V232H3ZM25 231V232H24ZM42 231V232H41ZM44 231H45V234H44ZM70 231H72V232H70ZM93 231V232H92ZM118 231H119V233H120V235H119V233H118ZM129 231H131V232H129ZM135 231V232H134ZM138 231V232H137ZM139 231H140V233H139ZM141 231H143V232H141ZM151 231H152V233H151ZM3 232V233H2ZM7 232V233H6ZM14 232H17V234H19L18 235V237H20V238H18L16 235V233H14ZM20 232V233H19ZM26 232H27V234H26ZM29 232V233H28ZM47 232H48V234H47ZM67 232V234H65ZM77 234H75V233ZM100 232H101V235H100ZM122 232L124 233V234H122ZM136 232H137V234H136ZM144 232L146 233V234H144ZM149 232L151 233V234H149ZM10 233V234H9ZM12 233H14V235L12 234ZM31 233H33V234H31ZM41 233V234H40ZM51 233V234H50ZM61 233V234H60ZM81 233V234H80ZM89 235H88V234ZM109 233L112 235H109ZM134 233V234H133ZM154 233V234H153ZM16 234V235H15ZM22 234L24 235H26L27 237H25V235L24 236H22ZM40 235V237H39V235ZM104 234V235H103ZM106 234V235H105ZM109 236H111V237H109ZM116 234V235H115ZM117 234H118V236H117ZM130 234H132V235H130ZM33 235V236H32ZM71 235V236H70ZM82 235V236H81ZM85 235V236H84ZM91 235V236H90ZM122 235V236H121ZM128 235V236H127ZM136 235V236H135ZM143 235V236H142ZM150 235V236H149ZM15 236V237H14ZM28 236H30L32 239H29L30 237H28ZM50 236V237H49ZM54 236V237H53ZM62 236H64V237H62ZM79 236V237H78ZM87 236V237H86ZM90 236V237H89ZM98 236V237H97ZM100 236H102V237H100ZM105 236H107L108 238H111V243L109 242V239L107 238V237H105ZM124 236H126V237H124ZM132 236V237H131ZM147 238H146V237ZM14 237V238H13ZM22 237H25L26 239H22ZM46 237V238H45ZM67 237H69L68 239H70L71 237L73 238H71L72 240H73V242L71 241V240H69V241H71V242H68V239H67ZM80 237H81V239H80ZM85 237H86V241H85ZM95 237V238H94ZM105 237V238H104ZM119 237H121L122 239L120 240L119 239ZM128 237V238H127ZM16 238H18V239H16ZM43 238H45V239H43ZM58 238V239H57ZM63 238V239H62ZM65 238H66V240H65ZM89 238H90V240H89ZM137 238H139L138 240H137ZM141 238V239H140ZM145 240H148V241H145ZM5 239V240H4ZM22 239V243H21V241L20 240ZM36 241H35V240ZM56 239H57V242H56ZM62 239V240H61ZM87 239H88V243H87ZM91 239H92V241H91ZM117 240L116 242L117 243H115V240ZM124 239H125V241H124ZM128 239H130V240H128ZM143 239V240H142ZM15 240H19L18 241V243H17V241H15ZM26 240L27 241H32V240H34L33 242H31L32 243V245H30V242L29 243H26ZM44 240V241H43ZM65 240V241H64ZM82 242H81V241ZM103 240H106V241H108V242H106V241H104L103 242ZM4 241V242H3ZM5 241H6V244L5 245H8V248H7V246H3L4 245V243H5ZM14 241L17 243H14ZM23 241H25V242H23ZM43 243H42V242ZM84 241V242H83ZM95 241V242H94ZM122 241V243H120ZM142 241V242H141ZM8 242V243H7ZM45 242H46V244H45ZM59 242V245H57V243ZM159 242V241H158ZM2 243H3V245H2ZM10 243H11V245H10ZM62 243V244H61ZM68 243H70V245H68ZM80 245H79V244ZM84 243V244H83ZM86 243V244H85ZM90 243V245H88ZM96 243V244H95ZM103 243H104V245H103ZM110 244V245H108V247H107V244ZM115 243V244H114ZM160 244H161V242H159ZM158 243V244H159ZM23 244V245H22ZM25 244V245H24ZM83 244V245H82ZM112 244H113V248H112ZM120 244V245H119ZM147 244V246H149ZM14 247H13V246ZM16 245V246H15ZM36 245V246H35ZM42 245V246H41ZM45 245V246H44ZM87 245V246H86ZM97 245H98V247H97ZM11 246L13 247V249H14V252L12 251L13 249L11 248ZM18 246V247H17ZM23 247V249H22V247ZM29 248V247H32V248H30L31 249V251H30V249H27V251H26V248ZM28 246V247H27ZM38 246V247H37ZM72 246H73V248H72ZM76 246H79V247H76ZM88 246H89V248H88ZM91 246L93 247V248H91ZM115 246V247H114ZM144 246H146V245H142L141 247H144ZM151 246H153V245H151ZM43 247V248H42ZM48 249H47V248ZM50 247V248H49ZM53 247V248H52ZM56 249H55V248ZM57 247H59V249H57ZM63 247V248H62ZM84 247V248H83ZM95 247V248H94ZM97 247V248H96ZM100 247H101V249H100ZM5 248V249H4ZM67 248V249H66ZM79 248V249H78ZM111 248V249H110ZM17 249V250H16ZM19 249V250H18ZM25 249V250H24ZM38 249L40 250V253H44V254H40V253H38ZM42 249H44V250H42ZM51 249V250H50ZM54 249V250H53ZM63 251H62V250ZM74 249V250H73ZM84 249V250H83ZM87 249V251H89V253H87V252H85V250ZM90 249V250H89ZM7 250V251H6ZM36 250V251H35ZM53 250V251H52ZM67 250V251H66ZM69 250V251H68ZM83 250V251H82ZM103 250V251H102ZM106 252H105V251ZM108 250V251H107ZM149 250V249H148ZM5 251H6V253H5ZM8 251H9V253H8ZM12 251V254L10 253ZM19 252L20 251V254L19 253H17L18 254V257H20V258H18L16 255V252ZM34 251V252H33ZM58 251V252H57ZM61 251V252H60ZM80 251V252H79ZM24 252V253H23ZM28 252V253H27ZM31 252V253H30ZM47 252H49V254L47 253ZM64 252V253H63ZM78 252H79V254H78ZM84 252L86 253L85 254V258H86V260H85V258H84ZM6 254V256H8V257H6L5 256V254ZM16 255H15V254ZM27 253V254H26ZM37 254V255H35V256H33L34 254ZM47 253V254H46ZM61 253V254H60ZM66 253V254H65ZM80 253H81V255H80ZM1 254H3V255H1ZM33 254V255H32ZM72 254V255H71ZM116 254V253H115ZM114 254V255H115ZM14 255V256H13ZM60 255V256H59ZM66 255H71V257H69V256H67V258H66ZM77 255V256H76ZM78 255H80V257L78 258ZM29 258H28V257ZM30 256H31V258H30ZM36 256H38V257H36ZM42 256V257H41ZM43 256H44V258H43ZM52 256V257H51ZM75 256V257H74ZM15 257V258H14ZM16 257L19 259V260H17L16 259ZM21 257H23L22 259H21ZM29 259V260H31L30 262H29V260L27 259V258ZM47 257H48V259H47ZM49 257L52 259V261H51V259H49ZM56 259H55V258ZM60 257V258H59ZM75 259H74V258ZM32 258H33V260L35 261H37V259H38V263H33L34 261L32 260ZM36 258V259H35ZM65 260H64V259ZM69 258V259H68ZM76 258L79 260H76ZM7 259V260H6ZM13 259V260H12ZM14 259H16V260H14ZM23 259H25V260H23ZM45 259V260H44ZM68 259V260H67ZM3 260V261H2ZM21 260V261H20ZM23 260V261H22ZM76 260V261H75ZM84 260V261H83ZM5 261H7V262H5ZM11 261V262H10ZM26 261H28V262H26ZM41 261V262H40ZM43 261H45V262H43ZM49 261H51L52 263H50ZM59 261V262H58ZM10 262V263H9ZM57 262V263H56ZM86 262V263H85ZM65 262H63V264H64ZM65 264H67V263H65Z\"/></svg>","mask_w":264,"mask_h":264}]
</instances>
